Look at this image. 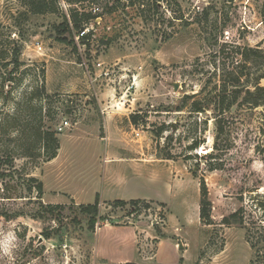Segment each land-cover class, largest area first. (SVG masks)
Here are the masks:
<instances>
[{
	"label": "rangeland",
	"instance_id": "rangeland-1",
	"mask_svg": "<svg viewBox=\"0 0 264 264\" xmlns=\"http://www.w3.org/2000/svg\"><path fill=\"white\" fill-rule=\"evenodd\" d=\"M75 1L46 0L49 10L36 14L0 0V121L19 114L37 125L43 115L59 141L50 160L23 156L16 130L0 124V156L12 154L20 174L43 184L39 199L34 188L11 181L6 191L0 181V212L10 215L0 216V264H152L163 228L182 232L186 219L195 228L184 264H264V106L238 98L221 114L191 109L214 97L222 70L239 63L238 47L264 51V0ZM73 12L92 15L80 22L93 27L87 37L76 39ZM229 102L230 90L217 105ZM118 161L154 166V180L134 192L169 209L146 199L147 209L114 206L110 198L134 193V180L108 179ZM96 199L90 231L76 206ZM40 203L63 205L59 220ZM170 247L163 240L159 263L174 264Z\"/></svg>",
	"mask_w": 264,
	"mask_h": 264
},
{
	"label": "trees",
	"instance_id": "trees-1",
	"mask_svg": "<svg viewBox=\"0 0 264 264\" xmlns=\"http://www.w3.org/2000/svg\"><path fill=\"white\" fill-rule=\"evenodd\" d=\"M25 6L28 7V10L36 13L43 14L49 10L47 8L48 4L46 0H21ZM82 0H76L75 4ZM118 1V0H117ZM83 20H90L92 15L90 13L84 14ZM72 22L76 26V28H81V20L79 19L78 12L71 13ZM61 26L64 30L71 32L69 25L66 21H64ZM65 40V39H64ZM254 53L258 58L263 59V61H256V59H252L248 53ZM264 51L259 49L258 47H238L236 51V55L239 58V63L235 68L231 70L223 69L220 74V84L215 85V89L217 90L212 99H207V95H204L199 98L198 101H194L191 104L192 111L195 112H204L210 108H213L215 113L221 114L230 109L231 105L234 104L238 98H241L239 103L241 105H248L250 107H258L264 106V85L260 84V80L264 78ZM252 61H254L258 66L256 67L254 73H250L249 69H251ZM3 85V84H2ZM230 90V96L232 97V102L226 104L224 108L219 109L217 103L223 102L224 98L227 96V91ZM195 96V95H192ZM192 96L186 95V98H192ZM220 99V100H219ZM41 110V109H40ZM49 112H47L48 114ZM46 114V115H47ZM27 116V115H24ZM23 119L25 123H21L20 116L14 115L13 117H5L4 120L0 121L7 131L12 129L16 130L15 141L16 146L20 148L21 155L27 157H43L44 160H50L56 156L57 150L59 148V141L57 137V132L53 130L51 127L43 126V115L39 119V123H36L29 117ZM139 115L138 113H132L130 115V120L133 124L138 123ZM216 124L218 125V131H220L219 121L216 119ZM192 148V146L190 147ZM204 151H207L205 149ZM4 156H0V181L4 186V190L8 191V185L11 181L15 183L21 184L22 187L30 194L32 189L37 193V197L41 199V195L43 193V184L42 182L32 176H27L20 174L18 169L14 165L13 155L7 153L6 151L2 152ZM170 159L171 157H165ZM3 159V160H1ZM21 176V181H15L16 176ZM34 186V187H33ZM203 196L205 195L204 190L202 191ZM4 198H10L9 196H3ZM204 198V197H203ZM149 201L145 199H130V200H122L115 199L112 201L114 206H125L127 204L138 207L142 205L145 209L149 208ZM153 202V201H150ZM163 205L161 203H157ZM204 201L202 200L200 207V216L205 218L207 216V210L205 209ZM61 204H43L40 203V208L46 214L48 213L50 216H53L54 219L60 218L59 215H55V210L62 208ZM99 202L96 199L93 203L89 204H80L76 206V209L81 215H84L86 218L87 228L90 231H93L94 225L98 219L99 212ZM0 216H4L10 219V215L6 212H0ZM59 220V219H58ZM76 220V219H74ZM207 221V218H205ZM46 238L50 235L45 234Z\"/></svg>",
	"mask_w": 264,
	"mask_h": 264
},
{
	"label": "crops",
	"instance_id": "crops-1",
	"mask_svg": "<svg viewBox=\"0 0 264 264\" xmlns=\"http://www.w3.org/2000/svg\"><path fill=\"white\" fill-rule=\"evenodd\" d=\"M118 162H119V163H117L118 166H115V168L111 167L110 169H116L117 168V169H119V171L117 173L116 172H111L110 176H108V179H110L111 181L115 180L117 182L129 181L131 179L134 180L133 181L134 182L133 186L129 188L130 192L131 191H133V192L134 191H139L137 184L140 183V180H142L144 178H149L150 180H154L152 178V176L149 175V173H151L152 171H155V167L154 166L146 165V163L144 161H136V162H133V163H128L127 161L126 162L118 161ZM124 168L130 169V171H132L131 174H129V172L127 174H125L123 172ZM121 170H122V172H120ZM107 175H109L108 171H107ZM134 193L132 195H130V196H127V195L123 196V194L122 195H117V196H114V197H112L110 199H122V200L146 199V200H152V201H154L156 203H161L167 208L169 207L168 206L169 205L168 202H164L163 200H160V199H158L156 197H152V196H148V195H138V194H136V192H134ZM182 197H183V193H182V195L179 198L183 199ZM170 217H171V215H170L169 210H168L167 222H170V220H171ZM184 222H185V224L187 223V225L180 227L182 232H179V231L177 232V230H176L177 227H173V226H168L167 225L166 227L163 228L162 234L164 236L160 237V240L157 243L156 256H155V259L152 261V264H161V263H159V261H157V258L159 257V248H160L161 244L163 243V240H165V239L168 240V242L170 243V246H171L170 250L173 252V255H174L175 259H176L175 260L173 258L174 264H179V261H180L179 259H182V264H184L185 257L183 255H184L185 251L188 250L187 249L188 246H187V243H186L185 240H186V237L189 236V233L191 231V230H189V227L191 226V227L195 228L194 225H189L190 224L189 220L186 219V220H184ZM138 229L144 230L145 228L143 229V228H141L139 226ZM145 230H147V229H145ZM115 240L113 242H115ZM116 244L119 245L118 242ZM220 253H221V251L217 252L215 255L219 256ZM123 260H124V258H123Z\"/></svg>",
	"mask_w": 264,
	"mask_h": 264
},
{
	"label": "built area",
	"instance_id": "built-area-1",
	"mask_svg": "<svg viewBox=\"0 0 264 264\" xmlns=\"http://www.w3.org/2000/svg\"><path fill=\"white\" fill-rule=\"evenodd\" d=\"M99 12V8H95L94 12ZM101 17H99V15H95L93 16V21H95V23L97 22V20H100ZM93 31V27L91 26L90 28L88 27H84L83 29H80L77 33H76V39H81V38H85L89 35V33ZM38 50H41V46L39 44L36 45ZM59 129H61V125L59 127Z\"/></svg>",
	"mask_w": 264,
	"mask_h": 264
}]
</instances>
